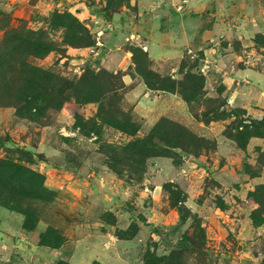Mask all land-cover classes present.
Here are the masks:
<instances>
[{
  "label": "rangeland",
  "instance_id": "rangeland-1",
  "mask_svg": "<svg viewBox=\"0 0 264 264\" xmlns=\"http://www.w3.org/2000/svg\"><path fill=\"white\" fill-rule=\"evenodd\" d=\"M220 7L227 30L236 21ZM137 10L0 0V264H264V150L248 147L264 138V109L231 107L220 77L260 70L264 35L245 52L217 33L221 58L186 49L161 77L131 35L113 42L111 17ZM115 48L126 65L113 70ZM123 73L183 98L190 123L143 126Z\"/></svg>",
  "mask_w": 264,
  "mask_h": 264
},
{
  "label": "crops",
  "instance_id": "crops-1",
  "mask_svg": "<svg viewBox=\"0 0 264 264\" xmlns=\"http://www.w3.org/2000/svg\"><path fill=\"white\" fill-rule=\"evenodd\" d=\"M134 1L138 7L139 16L136 21L124 13H115L111 17L108 26L114 34L113 42L117 45L121 36L131 35L141 44L151 61V69L161 77L174 70L186 49H199L203 55V63L211 61V54L207 56L209 51L217 52L218 58H221L222 54L215 49L214 44L217 33L227 31L233 33L235 39L238 38L240 47H243L242 51L245 52L247 49L244 48L251 44L249 38L253 34L263 33L264 35V0ZM221 3L226 8L223 10L226 11V16L223 18L233 15L230 20L236 21L234 22L236 25H231L229 22L230 26L227 30L224 23L218 22L223 12L216 10L212 13V10L217 6L220 7ZM210 41H213V45H206ZM114 50L117 52L116 48ZM224 51L227 52L226 49ZM115 57L114 65L110 63L108 66L113 70L115 65L119 68L125 67L124 53L119 51L114 54V59ZM219 63L220 68L224 69V61ZM243 63L245 64H239L235 68L221 70L224 74H220V77L221 82L226 86L227 103L231 107L242 108L247 115H253V108L254 111L264 109V60L260 70L252 68L251 62ZM121 80L127 86L124 99L143 126L151 127L160 118L181 121L183 124L190 123L188 105L176 93L150 88L137 74L132 76L123 73ZM251 143L258 144L264 150V138L251 139L248 147Z\"/></svg>",
  "mask_w": 264,
  "mask_h": 264
},
{
  "label": "trees",
  "instance_id": "trees-1",
  "mask_svg": "<svg viewBox=\"0 0 264 264\" xmlns=\"http://www.w3.org/2000/svg\"><path fill=\"white\" fill-rule=\"evenodd\" d=\"M102 17H103V14L101 13ZM78 39H80V37H78ZM145 54V53H144ZM145 80V79H144ZM147 84V83H146ZM183 99V98H182ZM184 100V99H183ZM185 101V100H184ZM186 102V101H185ZM264 136V135H263ZM182 243V242H181Z\"/></svg>",
  "mask_w": 264,
  "mask_h": 264
}]
</instances>
